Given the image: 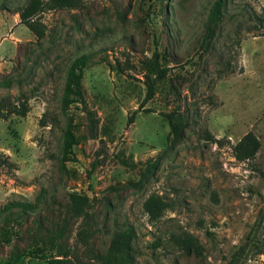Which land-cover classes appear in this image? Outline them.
<instances>
[{"label":"rangeland","instance_id":"374dc122","mask_svg":"<svg viewBox=\"0 0 264 264\" xmlns=\"http://www.w3.org/2000/svg\"><path fill=\"white\" fill-rule=\"evenodd\" d=\"M25 2L0 0V78L11 81L0 95L29 104L23 116L0 118V151L15 164L0 169V207L38 205L0 212V264H46L34 242L63 215L72 190L90 197L92 234L82 244V217L69 218L61 264H100L94 254L125 227L135 233L131 264H264V25L254 18L264 0H225L206 51L198 44L212 0H83L37 13L45 26L38 38L19 20ZM154 50L167 71L144 100L139 61ZM79 53L90 55L81 78L88 115L79 103L59 106ZM171 109L182 111L186 126L165 148L162 112ZM67 122L77 142L60 166ZM248 130L259 148L236 160L230 144ZM158 154L151 174L132 183ZM151 192L169 202L154 222L142 210ZM181 232L197 238L201 253L174 243L171 234Z\"/></svg>","mask_w":264,"mask_h":264},{"label":"trees","instance_id":"16d2710c","mask_svg":"<svg viewBox=\"0 0 264 264\" xmlns=\"http://www.w3.org/2000/svg\"><path fill=\"white\" fill-rule=\"evenodd\" d=\"M83 0H26L25 4L19 7L16 11L19 15V20L35 34L41 37L44 34L45 26L37 17V13L44 9L50 8H75L82 4ZM225 6V0H212L209 5L204 25L203 32L200 37L199 47L206 51L215 36L217 23L222 17V12ZM254 18L258 25H264V12L255 14ZM263 34L264 32H259ZM90 61L89 53H79L70 60L63 78V85L59 97V106L61 111H66L69 104L79 103L85 114H89V110L85 107V90L81 82L83 68ZM140 68L142 73V82L145 85V94L143 99H149L153 96L156 84L161 80L167 71V67L163 66L159 61V55L156 50L152 51L150 56H145L140 59ZM11 81L7 77L0 78V86L8 87ZM29 110L27 97L19 94L11 97L10 95H0V118H7L10 115L23 116ZM44 113L41 114L38 124L43 126L46 124ZM168 125L166 134L165 148L174 144L182 134L183 128L186 126V119L182 111L171 109L162 112ZM132 115L128 117L131 121ZM207 135L208 133L205 132ZM77 142L70 123L67 122L62 128L59 151L56 159L60 166H63L64 161L69 159L72 154V146ZM165 148L163 150H165ZM232 156L239 161L249 160L255 156L259 148V139L251 130L242 134L234 143L230 144ZM158 154L155 158L148 161V164L141 170V176L136 182L131 181L135 185L138 184L143 177L151 174L156 166ZM125 163V160H121ZM15 164L11 161L7 154L0 151V169L10 170ZM40 195V194H39ZM39 199V196L37 197ZM40 200V199H39ZM38 205L36 202L10 200L0 207V212L4 211L7 215L13 212V208L19 212L32 211ZM90 207V197L86 194H80L75 190L67 193V200L64 206L63 215L54 222L43 234H40L35 241L36 256L39 260L46 264H61L63 258L68 254L65 249V231L69 218L82 217V221L76 231L77 239L84 245L87 244L89 236L92 234L91 228L87 225L89 220L88 208ZM169 207V202L159 193L151 192L142 201V210L147 215L149 221L154 222ZM135 233L130 227L121 228L112 232L107 248L103 253L96 252L94 257L100 264H131L132 263V239ZM174 243L184 251H193L201 253V244L195 236L188 232L172 233ZM48 251V253H46ZM53 251V254L51 253Z\"/></svg>","mask_w":264,"mask_h":264}]
</instances>
